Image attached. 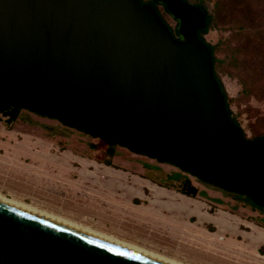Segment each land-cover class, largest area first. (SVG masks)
Segmentation results:
<instances>
[{
    "label": "water",
    "instance_id": "1",
    "mask_svg": "<svg viewBox=\"0 0 264 264\" xmlns=\"http://www.w3.org/2000/svg\"><path fill=\"white\" fill-rule=\"evenodd\" d=\"M0 0V101L170 163L264 208V137L232 121L200 36L162 0ZM0 264H168L0 202Z\"/></svg>",
    "mask_w": 264,
    "mask_h": 264
},
{
    "label": "rangeland",
    "instance_id": "2",
    "mask_svg": "<svg viewBox=\"0 0 264 264\" xmlns=\"http://www.w3.org/2000/svg\"><path fill=\"white\" fill-rule=\"evenodd\" d=\"M205 5L213 22L204 37L222 60L216 71L228 93L233 115L247 138L263 136L264 76L253 82L254 94L246 96L241 82L244 74L229 61L231 48L243 45L249 50L250 67L260 63L264 70V0H224L222 5L206 0ZM158 8L176 34L179 21L162 4ZM240 24L247 30H239ZM7 119L0 114V194L75 218L92 229L190 264H264V255L259 253L264 252V246L253 245L250 237L237 234L238 227L252 230L248 222L264 225V208L247 196L119 144L114 146L112 163L117 171L112 178L107 169L95 165L108 149L98 137L27 109L20 111L16 121L8 123ZM76 167L90 174L77 181ZM186 181L198 188L196 197L188 200L179 195ZM103 182L124 186L125 191L119 188L120 192L107 194L102 190ZM145 197L147 207L142 203Z\"/></svg>",
    "mask_w": 264,
    "mask_h": 264
},
{
    "label": "trees",
    "instance_id": "3",
    "mask_svg": "<svg viewBox=\"0 0 264 264\" xmlns=\"http://www.w3.org/2000/svg\"><path fill=\"white\" fill-rule=\"evenodd\" d=\"M142 3H144L145 1L143 0H140ZM184 1H189V0H184ZM205 1L206 0H199V3L198 5H200L201 7H203L206 11L209 12V10L207 9L206 5H205ZM146 2H149L151 3L152 5H154V7H156V9L158 10V12L160 13L159 11V8H158V5L159 4H162L164 6V8L167 10L166 6L163 4L162 0H150V1H146ZM224 2V0H215V3L217 5H222ZM168 11V10H167ZM169 12V11H168ZM220 13V11H217ZM210 13V12H209ZM161 15V14H160ZM162 17V16H161ZM213 22V16L210 14L209 16V26L208 28L205 30V31H201L200 32V36L208 43V45L210 46V49L212 50V54H213V62H214V72H215V75L224 91V94H225V97H226V102H227V108H228V112L231 116V119L234 123H236L243 131V134L244 136L246 137V133L244 131V129L242 128L241 124L239 123V121L237 120V118L233 115V112L231 110V105H230V101H229V96H228V93L225 89V86L223 84V81L222 79L220 78V76L217 74V71H216V65L217 63L219 62H222V60H220L216 54H215V46L210 44L204 37V34L207 33L210 29V26ZM170 27V26H169ZM239 30L241 31H246L247 30V26L243 25V24H240L238 26ZM171 29V28H170ZM172 30V29H171ZM173 34L176 36V37H179L180 34H179V31L177 30L176 34L175 32L172 30ZM231 57H230V61L229 63L238 68L239 71H240V74H244L243 77H241V82L244 86L243 88V91L245 93L246 96H251L252 94H254V90L253 88L251 87L253 85V82H259L262 80L263 76H264V70L260 67V63L259 64H254L252 63V67H250L249 63V59H248V53H249V50H247V48H245L243 45L241 46H234L231 48ZM249 76V77H248ZM250 78V79H249ZM264 96V85H263V95ZM22 109H25L23 107H20V106H15V105H12V104H8L6 102H3V101H0V114L2 115H6L8 117L7 121L8 123H12L13 121H16L19 116H20V111ZM29 110V109H27ZM31 111V110H30ZM33 112V111H32ZM81 131V130H80ZM85 132L86 134H90L86 131H83ZM94 136V135H93ZM97 137V136H96ZM263 136H256L254 138H251V139H256V138H263ZM99 139L102 140L103 143H106L108 145V149H107V152H106V156L105 155H102L103 158L99 159V158H96V159H99L100 162H103L107 165H113L112 163V158L114 157L115 155V150H114V146L115 145H118V143L116 142H108L106 141L105 139L101 138V137H98ZM247 138V137H246ZM247 139H250V138H247ZM94 147H96V145H94ZM98 155V154H97ZM180 192H182L183 194H186L188 196H192V197H195L197 194H198V188L191 184L190 181H186L183 186L181 187L180 189ZM256 205V204H255ZM258 206V205H256ZM259 208H263V207H260L258 206Z\"/></svg>",
    "mask_w": 264,
    "mask_h": 264
},
{
    "label": "bare ground",
    "instance_id": "4",
    "mask_svg": "<svg viewBox=\"0 0 264 264\" xmlns=\"http://www.w3.org/2000/svg\"><path fill=\"white\" fill-rule=\"evenodd\" d=\"M0 202L6 203L8 205L23 209L25 211L37 214L39 216H42L44 218L50 219L52 221H55L57 223L63 224L65 226L71 227L73 229L82 231L84 233L90 234L94 237L100 238L102 240L108 241L110 243L116 244L118 246H121L123 248L129 249L131 251H134L136 253L160 260L162 262L168 263V264H190L187 262L179 261L175 258L160 254L156 251L146 249L144 247H140L138 245H135L133 243L127 242L125 240H122L114 235L107 234L105 232H101L95 229L90 228L89 226L83 225L81 223H78L76 221H73L71 219L65 218L62 215H57L51 212H47L43 209H40L38 206H33L30 204H27L23 201L17 200L15 198H8L4 196L3 194H0Z\"/></svg>",
    "mask_w": 264,
    "mask_h": 264
},
{
    "label": "crops",
    "instance_id": "5",
    "mask_svg": "<svg viewBox=\"0 0 264 264\" xmlns=\"http://www.w3.org/2000/svg\"><path fill=\"white\" fill-rule=\"evenodd\" d=\"M65 162V161H64ZM94 162V161H93ZM67 163V162H66ZM96 164V167H102V168H105V169H107L109 172H110V174H112V178H113V176H114V172H116L117 171V169H116V167L114 166V165H112V166H108L107 164H105V163H103V162H100V161H98L97 160V162H95ZM67 166L70 168L71 167V164L69 165V163H67ZM85 168H87V165L86 166H84ZM88 168H90V167H88ZM67 170H68V168H66ZM71 169V168H70ZM74 169H76V171L78 170L77 169V167L76 168H74ZM78 174L76 173V179L75 180H77L78 181V179H81V178H84V179H86L85 177L87 176V175H89L90 173V171H80V170H78ZM124 173V172H123ZM61 175V173L59 172V175L58 176H60ZM83 175H86V176H84L83 177ZM150 182V183H152L151 181H149V180H145V182ZM105 184V185H104ZM101 185H104V188L102 189L104 192H106L107 194H110V195H113L112 193H115L114 191H119L120 192V190H118L119 188H122V191L124 192L125 191V189H124V186L122 187H120V185L118 186V184H116V186H109V183H105V182H103ZM130 189V188H129ZM180 192V191H179ZM182 193V192H181ZM181 193H179V195L181 196V198H183V199H189V198H191L192 196H188V195H186V194H181ZM123 195V194H122ZM179 196H176V198H175V200L176 201H179V198H178ZM184 203V202H183ZM143 207H147V204H145ZM151 208V207H150ZM41 209H43V208H41ZM45 210V209H44ZM46 211H48V210H46ZM53 213V212H52ZM55 214V213H54ZM62 216H64V217H66V218H69V219H72V220H75V221H77V222H79V223H81V224H84V225H89V226H91L90 224H88V223H85V222H80L79 220H77V219H75V218H72V217H68V216H66V215H62ZM250 227H251V231H249V230H242V228L241 227H238V229H237V234H238V236H240V235H247L248 237H250L251 239H252V242H253V245H256V244H261V247L260 248H263L262 246H264V225H261V224H259V223H257V222H248L247 223ZM91 227H93V226H91ZM104 232V231H103ZM127 241V240H126ZM127 242H130V241H127ZM235 241H231V243H234ZM131 243H133V244H136V243H134V242H131ZM236 243H237V241H236ZM138 245V244H137ZM139 246H141V245H139ZM142 247H145V246H142ZM147 248V247H146ZM150 249V248H149ZM151 250H154V249H151ZM154 251H156V250H154ZM158 252V251H157ZM160 253V252H159ZM259 253L260 254H262V255H264V252H262L261 250H259ZM161 254H163V253H161ZM164 255H166V254H164ZM166 256H169V257H172V258H175V259H177V260H180V261H182V262H187V261H184V260H181V259H179V258H176V257H173V256H170V255H166ZM187 263H189V262H187ZM192 264V263H191Z\"/></svg>",
    "mask_w": 264,
    "mask_h": 264
},
{
    "label": "flooded vegetation",
    "instance_id": "6",
    "mask_svg": "<svg viewBox=\"0 0 264 264\" xmlns=\"http://www.w3.org/2000/svg\"><path fill=\"white\" fill-rule=\"evenodd\" d=\"M127 148V147H126ZM129 149V148H128ZM134 152V151H133ZM135 153H137V152H135ZM137 154H141V153H137ZM142 155H145V154H142ZM146 156H148V155H146ZM148 157H151V156H148ZM152 158H154V157H152ZM154 159H156V158H154ZM160 161V160H159ZM173 165V164H172ZM108 166H112V165H108ZM175 166V165H174ZM177 167V166H176ZM117 169V168H116ZM188 173V172H187ZM191 174V173H190ZM193 175V174H192ZM184 184V183H183ZM183 185H181L180 187H182ZM159 187H161V186H159ZM163 187V186H162ZM172 187V186H171ZM165 188H166V190H168V186H165ZM168 191H172L173 192V190H168ZM142 192H143V194L146 196V189H142ZM231 192V191H230ZM233 193V192H232ZM236 194V193H235ZM196 197V196H195ZM138 198H143V197H138ZM151 199H153L152 197H150ZM148 199L145 197L144 199H143V201H142V203H146V201H147ZM151 201V200H150ZM132 202L133 203H135V199H132ZM149 203V202H148Z\"/></svg>",
    "mask_w": 264,
    "mask_h": 264
}]
</instances>
